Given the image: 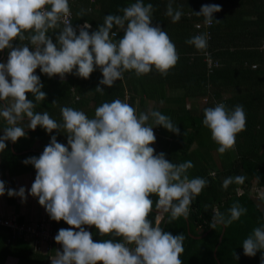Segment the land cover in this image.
<instances>
[{
	"label": "clouds",
	"instance_id": "9594fccd",
	"mask_svg": "<svg viewBox=\"0 0 264 264\" xmlns=\"http://www.w3.org/2000/svg\"><path fill=\"white\" fill-rule=\"evenodd\" d=\"M221 10L219 4H204L194 14L203 16L204 25L210 27L221 22L213 15ZM87 11L91 10L82 8L76 15L83 17ZM121 11L122 15H106L103 23L90 31L88 21L72 25L69 0H0V51L10 50L7 61L0 62V118L6 123L0 135V152L6 149V141L16 143L26 137L25 128L34 131L40 126L49 134L54 130L67 134L66 145L51 135L38 157L22 161L36 170L28 194L38 198L50 219L71 226L60 228L55 235L61 249L51 264H183L184 235H173L159 223L154 226L148 217L155 208L157 221L164 213H170L169 223L181 217L187 220L191 204L209 183L202 177L189 178L192 161L170 162L165 153L156 154L150 146L156 142L155 126L180 134L171 118L160 111L137 114L120 99L103 102L92 118L68 106L60 108L62 122L47 111H35L47 97L41 90L40 76L35 74L37 68L49 78L58 75L62 81L66 74L88 79L99 68L103 78L95 91L103 95L105 89L100 85L113 87L126 71L139 77L154 67L167 76L176 66L179 54L174 42L159 24L153 25V4L136 0ZM165 15L176 23L184 13L169 0ZM114 28L123 31L118 40L113 39ZM56 30L54 43L48 33ZM208 39L203 33L185 42L207 54ZM14 41L20 44L14 46ZM29 93L35 102L28 98ZM25 120L26 127L22 126ZM203 125L219 145L217 151L224 154L235 150L237 134L246 130V114L242 105L229 109L218 103L204 109ZM245 180L243 175L229 176L222 188L243 185ZM5 193L20 197L22 202L27 200L25 187L6 189L5 181L0 180V196ZM153 195L158 197L155 203ZM260 199L264 200V192ZM228 212L225 217L214 211L210 227L226 228L247 209L235 202ZM85 226H94L100 236L122 240L94 241ZM242 247L248 257L264 250V225L255 227ZM235 258L239 259L236 253Z\"/></svg>",
	"mask_w": 264,
	"mask_h": 264
},
{
	"label": "trees",
	"instance_id": "16d2710c",
	"mask_svg": "<svg viewBox=\"0 0 264 264\" xmlns=\"http://www.w3.org/2000/svg\"><path fill=\"white\" fill-rule=\"evenodd\" d=\"M135 2L69 0L72 25L75 27L88 21L91 30H95L106 15H122L121 9ZM143 2L153 4V25L159 24L167 32L179 54L178 63L167 76H162L154 67L150 73L139 77L134 71H126L124 78L117 80L113 87L100 85L105 89L101 95L95 91L103 78L99 68L88 79L66 74L63 81L58 75L49 78L37 68L35 74L40 76L44 85L41 90L47 93V97L37 104L35 111H47L53 119L62 122L60 108L68 106L92 118L95 109L103 102L120 99L133 106L137 114L155 110L169 116L180 129V134L155 126L154 129H158L156 142L150 146L154 147L156 154L165 153L170 162L192 161L194 167L188 170L189 178L202 177L209 183L191 204L187 220L181 217L169 223L170 213H164L157 222L155 208L148 218L154 226L159 223L173 235H184L185 251L180 257L183 264H261L264 250L258 251L255 257H248L243 254L242 242L255 227L264 225V200L257 192H264V0H173V7L181 8L184 13L176 23L165 15L169 0ZM204 4L221 5L222 10L213 14L221 22L196 28V23H204V17L196 16L194 12ZM82 8L91 11L78 17L76 13ZM58 31L48 33L54 43ZM113 31L117 34L114 40L123 36L122 30L114 28ZM203 33L209 37L207 54L185 42ZM29 47L33 50L31 45ZM28 98L35 102L30 93ZM53 101L56 103L52 104ZM218 103H224L229 109L242 105L246 114V130L237 134L235 150L224 154L217 151L219 145L203 125L204 109ZM26 132L34 139L48 137L49 143L51 135H57L58 142L67 144L64 132L54 130L49 134L40 126ZM6 144L0 156V171L10 168L15 157L40 155L35 150L16 154L14 151H22L18 142L14 143V151L10 141ZM237 175L245 176V183L232 184L224 190L223 180ZM237 189L242 192L239 194ZM152 199L155 203L158 197L153 195ZM235 202L246 208L247 213L226 228L222 225L211 228L214 211L227 217L228 209ZM63 222L52 220L56 228L62 227ZM90 231L94 241L122 240L120 237L100 236L94 226ZM53 252L54 249L50 252L35 249L26 235L11 238L10 230L0 226V264H49ZM235 253L239 255L238 260ZM12 258L15 261L10 263Z\"/></svg>",
	"mask_w": 264,
	"mask_h": 264
},
{
	"label": "crops",
	"instance_id": "0c3cea01",
	"mask_svg": "<svg viewBox=\"0 0 264 264\" xmlns=\"http://www.w3.org/2000/svg\"><path fill=\"white\" fill-rule=\"evenodd\" d=\"M13 43L14 46L20 44L19 41H14ZM9 51H10L9 49L0 51V62L7 61ZM26 121L27 120L23 121L22 126L24 127L27 126L28 122ZM3 125L6 126V123L5 121H3L2 118H0V135H3V131H2ZM27 129L28 128H25V131ZM48 143H49L48 137L42 139H34L31 138L30 136H26L20 138L18 141V147H20L22 151H14V143H13V148L11 149L16 154H22L30 150L39 151L41 154L44 150V147L48 145ZM10 147H11V141H10ZM1 155L2 152H0V156ZM26 158L28 157L25 158L24 157L20 158V156L15 157V159H13L14 163L10 168L4 171H0V180L5 181L6 189L12 188L18 190L21 186H23L26 189V195H27L26 202H22L21 198L18 196L9 197L7 193H5L3 196H0V217L14 216L18 219L20 223L32 224L35 223L38 219H40L42 216L46 215L49 217V215L47 214L45 208L39 204L38 198L28 194V190H30L31 185L34 182L36 170L33 165L31 164L25 165L24 163H22V161L25 160ZM50 222L52 223V219H50ZM67 227H71V226H69L64 221L62 224V228H67ZM85 227L87 228V230L90 231V228H88V226ZM28 239L30 240L31 238L28 236ZM129 247H134V245H129ZM57 251L58 249H54L53 255L50 258V262L51 260L56 258ZM14 261L15 260L13 258L9 259L10 263H13Z\"/></svg>",
	"mask_w": 264,
	"mask_h": 264
},
{
	"label": "built area",
	"instance_id": "2783aa9c",
	"mask_svg": "<svg viewBox=\"0 0 264 264\" xmlns=\"http://www.w3.org/2000/svg\"><path fill=\"white\" fill-rule=\"evenodd\" d=\"M69 19L71 20V23H72V15ZM195 27L196 28H203V27L207 28L208 26H205L204 23H196ZM115 37L116 36H114L113 39ZM128 97L129 95L126 94L127 99ZM153 131L155 135L158 133V129L153 128ZM241 192L242 190L239 189L238 193L240 194ZM257 192H259L258 195L260 196V192H263V191L257 190ZM0 226L7 227L10 230L11 238H17V237H21L24 235L29 236L31 238L29 242H32L33 246L37 250H40L43 252H50L53 249H59V248L61 249V245L58 244L54 240V237L58 233V230L60 228L54 227L52 223L50 222L49 217L46 215L42 216L35 223H32V224L20 223L18 219L14 216L0 217Z\"/></svg>",
	"mask_w": 264,
	"mask_h": 264
},
{
	"label": "water",
	"instance_id": "95a60500",
	"mask_svg": "<svg viewBox=\"0 0 264 264\" xmlns=\"http://www.w3.org/2000/svg\"><path fill=\"white\" fill-rule=\"evenodd\" d=\"M11 148H13V143L12 142H11ZM197 237H200V236H197ZM221 237H222V235L220 236L219 240H221ZM217 264H219V263H217Z\"/></svg>",
	"mask_w": 264,
	"mask_h": 264
},
{
	"label": "rangeland",
	"instance_id": "374dc122",
	"mask_svg": "<svg viewBox=\"0 0 264 264\" xmlns=\"http://www.w3.org/2000/svg\"><path fill=\"white\" fill-rule=\"evenodd\" d=\"M261 205V204H260ZM57 253V252H56ZM49 264H51V262L49 263Z\"/></svg>",
	"mask_w": 264,
	"mask_h": 264
}]
</instances>
